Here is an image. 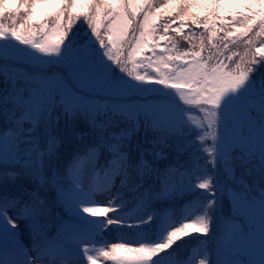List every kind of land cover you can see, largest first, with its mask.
Segmentation results:
<instances>
[{
  "label": "snow or ice",
  "instance_id": "1",
  "mask_svg": "<svg viewBox=\"0 0 264 264\" xmlns=\"http://www.w3.org/2000/svg\"><path fill=\"white\" fill-rule=\"evenodd\" d=\"M101 260L264 264V0H0V264Z\"/></svg>",
  "mask_w": 264,
  "mask_h": 264
},
{
  "label": "trees",
  "instance_id": "2",
  "mask_svg": "<svg viewBox=\"0 0 264 264\" xmlns=\"http://www.w3.org/2000/svg\"><path fill=\"white\" fill-rule=\"evenodd\" d=\"M75 149V142L72 139L70 134H67V143L65 145H62L61 151L65 152L66 155H71V153ZM161 165L163 162H160ZM104 178L101 176L97 178V182H100L102 186ZM127 196H131V193H126ZM202 202H203V193L201 192L199 196L191 195L190 198L187 201V207L183 209V211H176L172 214H170L166 219L170 221V224H176L178 226V222H182L185 218H190V219H195L196 216L202 215L203 214V209H202ZM131 207V206H129ZM219 212L221 214V218H223L224 215H227L229 213V204L227 201L223 203L222 208L219 209ZM210 215L213 213H209ZM116 236L118 240H134L136 239V236L134 233H130L127 230L124 231H115L111 232V236ZM154 238V237H153ZM191 239V244L193 246H198V240L200 239L199 237H192Z\"/></svg>",
  "mask_w": 264,
  "mask_h": 264
},
{
  "label": "rangeland",
  "instance_id": "3",
  "mask_svg": "<svg viewBox=\"0 0 264 264\" xmlns=\"http://www.w3.org/2000/svg\"><path fill=\"white\" fill-rule=\"evenodd\" d=\"M190 115H194L195 116V115H198V114L193 111L192 113H190ZM106 241H111V242H124L123 240L116 241L114 237L108 236V235H106ZM103 246H104V244L101 247H103ZM101 264H114V262L101 260Z\"/></svg>",
  "mask_w": 264,
  "mask_h": 264
}]
</instances>
